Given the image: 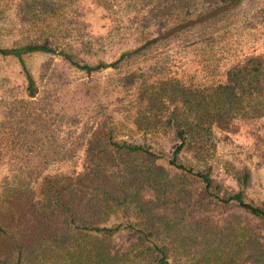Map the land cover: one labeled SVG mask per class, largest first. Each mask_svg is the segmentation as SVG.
I'll use <instances>...</instances> for the list:
<instances>
[{
	"label": "rangeland",
	"instance_id": "rangeland-1",
	"mask_svg": "<svg viewBox=\"0 0 264 264\" xmlns=\"http://www.w3.org/2000/svg\"><path fill=\"white\" fill-rule=\"evenodd\" d=\"M220 1L229 2L0 0V47L47 42L82 63L111 62L165 28L185 19L191 24L119 68L86 73L58 54H25L33 94L18 59L0 55V219L8 216L13 200L16 204L43 200L41 188L47 179L83 171L95 155L106 152L109 138L145 143L161 154L157 163L173 177L174 188H180L171 200H189L186 211L200 216L193 202L200 198V182L168 163L179 140L166 124L173 106L163 97L169 96L166 83L171 78L182 86L207 88L245 57L264 59V0L229 3L225 11L215 9L200 23L201 12ZM134 74L140 79L134 80ZM212 134L215 148L207 159L198 161L182 149L180 161L195 170L210 166L211 176L228 192L239 189L230 170L247 167L251 181L245 199L264 205V116L214 124ZM231 213L245 214L237 207L209 214ZM186 222L184 236L189 234ZM134 239L127 230L117 234L123 251ZM87 242L80 239L83 248ZM205 253L194 255V262L180 263L174 256L168 260L206 264ZM45 263L55 264L52 257ZM140 264L152 262L143 258Z\"/></svg>",
	"mask_w": 264,
	"mask_h": 264
},
{
	"label": "trees",
	"instance_id": "trees-1",
	"mask_svg": "<svg viewBox=\"0 0 264 264\" xmlns=\"http://www.w3.org/2000/svg\"><path fill=\"white\" fill-rule=\"evenodd\" d=\"M241 1L208 6L199 22L206 21L213 10L222 12L229 3ZM186 21L165 28L111 62L82 63L47 42L0 47V55L18 59L33 94L35 85L23 59L25 54H58L86 73L119 68L169 34L190 28V21ZM133 76L140 79V74ZM166 84L169 96L163 97L173 104L166 124L179 140L168 163L200 182V198L193 200L200 216L186 211L189 200H171L179 195L180 188H174L173 177L157 163L161 154L145 143L109 138L106 152L95 155L83 171L47 179L41 188L43 200L10 203L8 218L0 219V264H46L49 257L55 264H140L143 258L152 264H170V256L186 263L194 262V255L202 252H206L202 260L206 264H264V205L254 204L244 195L251 181L250 170L232 168L230 174L239 189L228 192L211 176L210 166L195 170L179 158L184 149L198 161L207 159L215 148L214 124L264 116V59L245 57L216 85L207 88L182 86L171 78ZM233 207L240 208L244 216L209 214L214 209ZM186 219L189 237L182 232ZM124 230L135 239L123 251L117 234ZM84 238L88 241L85 248L80 244Z\"/></svg>",
	"mask_w": 264,
	"mask_h": 264
}]
</instances>
